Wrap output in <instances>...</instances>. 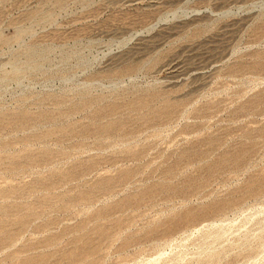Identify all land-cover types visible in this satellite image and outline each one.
Listing matches in <instances>:
<instances>
[{
  "label": "rangeland",
  "instance_id": "1",
  "mask_svg": "<svg viewBox=\"0 0 264 264\" xmlns=\"http://www.w3.org/2000/svg\"><path fill=\"white\" fill-rule=\"evenodd\" d=\"M0 264H264V0H0Z\"/></svg>",
  "mask_w": 264,
  "mask_h": 264
},
{
  "label": "bare ground",
  "instance_id": "2",
  "mask_svg": "<svg viewBox=\"0 0 264 264\" xmlns=\"http://www.w3.org/2000/svg\"><path fill=\"white\" fill-rule=\"evenodd\" d=\"M21 35L23 34V32L20 33ZM219 232H222L220 230H218ZM219 232H218V235H219ZM208 234V233H207ZM217 234V233H216ZM206 235V234H205ZM207 236V235H206ZM214 253V252H213ZM176 258V257H175Z\"/></svg>",
  "mask_w": 264,
  "mask_h": 264
}]
</instances>
